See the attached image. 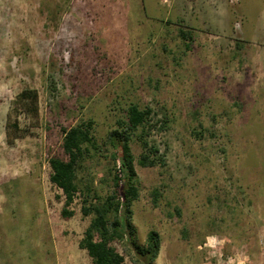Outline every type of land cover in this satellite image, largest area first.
<instances>
[{
  "label": "rangeland",
  "instance_id": "obj_1",
  "mask_svg": "<svg viewBox=\"0 0 264 264\" xmlns=\"http://www.w3.org/2000/svg\"><path fill=\"white\" fill-rule=\"evenodd\" d=\"M25 88L38 92L39 124L9 146ZM120 104L171 120L152 136L167 166L136 164L133 224L140 244L161 235L155 264H264V0H0V264H92L80 248L91 218L80 196L62 217L49 160L82 119L102 144ZM89 165L79 180L106 196L109 160Z\"/></svg>",
  "mask_w": 264,
  "mask_h": 264
},
{
  "label": "trees",
  "instance_id": "obj_2",
  "mask_svg": "<svg viewBox=\"0 0 264 264\" xmlns=\"http://www.w3.org/2000/svg\"><path fill=\"white\" fill-rule=\"evenodd\" d=\"M180 35L185 41L191 39L190 32L183 29ZM187 48L190 49L189 44ZM158 115L150 106L121 105L120 116L102 144L96 137L97 122L92 118L82 119L62 130L61 147L65 157L49 160V179L62 192V197L58 199H64L62 217L65 220L74 216L70 209L80 196L82 214L91 218L80 248L87 252L92 264H127L126 256L117 247L124 243L126 249L134 254L137 264H155L160 255L161 235L152 230L145 244H140L133 224V207L140 198L136 164L143 168L167 166L166 155L160 152L152 136L155 129L158 132L168 130L171 120L166 114L160 119ZM39 117L38 92L23 89L12 101L7 117V144L14 146L18 141L34 135ZM204 133L202 125L193 131L197 138ZM133 143L142 148L138 159L133 153ZM102 157L109 160L111 175V191L104 197L92 188L91 182L79 180V174L87 173L91 168L89 164ZM152 196L155 207H158L161 191L155 189Z\"/></svg>",
  "mask_w": 264,
  "mask_h": 264
}]
</instances>
